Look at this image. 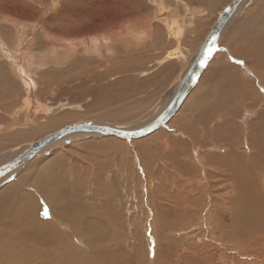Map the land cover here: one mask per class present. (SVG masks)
Returning a JSON list of instances; mask_svg holds the SVG:
<instances>
[{
    "label": "rangeland",
    "instance_id": "obj_1",
    "mask_svg": "<svg viewBox=\"0 0 264 264\" xmlns=\"http://www.w3.org/2000/svg\"><path fill=\"white\" fill-rule=\"evenodd\" d=\"M229 1L0 0V163L65 124L152 119ZM256 8L235 13L163 127L71 136L2 180L0 264H264Z\"/></svg>",
    "mask_w": 264,
    "mask_h": 264
},
{
    "label": "water",
    "instance_id": "obj_2",
    "mask_svg": "<svg viewBox=\"0 0 264 264\" xmlns=\"http://www.w3.org/2000/svg\"><path fill=\"white\" fill-rule=\"evenodd\" d=\"M248 0H230L217 14L211 27L203 37L191 58V64L178 81L175 93L171 96L165 107L151 120L130 128L117 127L102 122H76L66 125L58 130L46 134L33 142L27 143L13 152L7 161L0 164V181L10 173L20 170L40 151L51 144H55L64 137L74 133H85L87 136L113 135L128 140L148 136L150 133L165 125L175 115L184 98L197 83L200 75L211 59L219 40L226 30L227 23L232 20L237 9L242 7ZM190 63V62H189ZM187 68V67H186ZM12 175V174H11ZM14 175V174H13Z\"/></svg>",
    "mask_w": 264,
    "mask_h": 264
},
{
    "label": "bare ground",
    "instance_id": "obj_3",
    "mask_svg": "<svg viewBox=\"0 0 264 264\" xmlns=\"http://www.w3.org/2000/svg\"><path fill=\"white\" fill-rule=\"evenodd\" d=\"M238 10H239V9H237V11H238ZM230 22H231V20H230ZM227 24H228V23H227ZM226 26H227V25H226ZM191 61H192V60H191ZM190 64H191V62H190ZM188 67H189V65H188ZM188 67H187V69H188ZM187 69H186V70H187ZM186 70H185V72H186ZM185 72H184V73H185ZM179 81H180V80H179ZM177 84H178V83H177ZM176 87H177V86H176ZM175 89H176V88H175ZM174 93H175V90H174V92L169 96V98L167 99V101H166V103H165L164 105L167 104V102L169 101V99L171 98V96H172ZM184 100H185V98H184ZM184 100H183V101H184ZM182 103H183V102H182ZM164 107H165V106H164ZM164 107H162V109H163ZM162 109H161V110H162ZM161 110H160L157 114H159V113L161 112ZM157 114H156V115H157ZM156 115H155V116H156ZM155 116H153V117H155ZM149 120H151V119H149ZM149 120H148V121H149ZM146 122H147V121H146ZM102 123H103V122H102ZM141 124H142V123H141ZM66 125H67V124H65V125H63V126H61V127H59V129L62 128V127H64V126H66ZM69 125H70V124H69ZM115 126H117V125H115ZM163 126H164V125H163ZM163 126H162V127H163ZM117 127H121V126H117ZM126 128H130V127H126ZM56 130H58V129H56ZM53 131H55V130H53ZM53 131H51V132H53ZM51 132H48L47 134H49V133H51ZM152 133H153V132H152ZM83 134H85V133H74V134H70V135L64 137L63 139H61V140L58 141V142H62V141H64V140H68V138H71V136H72V137H78V136L80 137V135L84 136ZM150 134H151V133H150ZM45 135H46V134H45ZM45 135H44V136H45ZM86 136H87V135H86ZM107 136H110V137H117V136H113V135H106V136H102V137H107ZM42 137H43V136H42ZM42 137H40V138H42ZM79 137H78V138H79ZM117 138H118V139H121V140H126V139H127V138L122 139V138H119V137H117ZM38 139H39V138H38ZM138 139H139V138H138ZM36 140H37V139H36ZM130 140H131V139H130ZM33 141H35V140H33ZM33 141H31V142H33ZM55 144H56V143H55ZM53 145H54V144H51V145L47 146L46 148H44V150H47L48 148H50V147L53 146ZM44 150H43V151H44ZM40 152H41V151H40ZM40 152H39V153H40ZM34 157H35V156H34ZM7 159H8V158H6L5 160H2L1 163L3 164L5 161H7ZM31 160H32V159H31ZM1 163H0V164H1ZM16 171H17V170H16ZM16 171L10 173L9 175L15 173ZM122 171H123V170H122ZM9 175L6 176L5 178H8ZM5 178H3L2 180H4ZM2 180H1V181H2ZM1 181H0V182H1ZM153 190H154V189H153ZM154 197H155V196H154ZM155 201H156V200H154V198H153V200H151L152 204H154V205H153V208H156V207H155ZM157 201H158V200H157ZM157 203H158V202H156V205H157ZM237 206H238V205H237ZM244 208H245V206H244ZM255 208H257V206L254 205L253 203H250L249 206H248L247 208H245V209H241V212H242V213H243V212H246V214H247L248 216H252V215H254V213L256 212V211H255ZM160 209H161V208H160ZM162 210H163V209H162ZM154 212H155V211H154ZM167 213H168V212H167ZM172 213H173V212H172ZM158 214H159V213H157V215H158ZM183 214H184V215H189V213H187V212H184ZM240 214H241V213H240ZM166 215H167V214H166ZM170 216H171V215H170ZM166 217H167V216H166ZM168 217H169V216H168ZM168 217H167V218H168ZM168 221H169V218H168ZM168 221H167V222H168ZM168 223H169V222H168ZM247 223H248V222H247ZM174 224H175V223H174ZM238 225H239V224H238ZM243 225H244V224H243ZM160 226H161V225H160ZM243 227H244V226H243ZM245 227H246V226H245ZM245 227L243 228L244 230L246 229ZM239 229H240V228H239ZM248 229H249V228H248ZM92 230H93V229H92ZM256 231H257V230H256ZM219 233H220V232H219ZM209 235H210V234H209ZM250 240H251V239H250ZM114 241H115V240H114ZM254 242H255V241H254ZM256 242H257V241H256ZM103 246H104V245H103ZM106 249H107V248H106ZM205 254H207V253H205ZM99 256H101V255H99ZM204 260H205V263L211 264V263H210V262H211V256H210V255L207 256L206 259L204 258ZM227 261H228V260H227ZM28 263H29V261H28V262H25V264H28ZM29 264H30V263H29ZM236 264H237V263H236Z\"/></svg>",
    "mask_w": 264,
    "mask_h": 264
},
{
    "label": "crops",
    "instance_id": "obj_4",
    "mask_svg": "<svg viewBox=\"0 0 264 264\" xmlns=\"http://www.w3.org/2000/svg\"><path fill=\"white\" fill-rule=\"evenodd\" d=\"M262 8H256L253 12H251L250 15L254 14L255 12H259ZM250 15L248 16H243L245 18L249 17ZM250 20H252L253 22V29H255L256 27V31L253 33V39L250 40V42H263L264 43V13L260 12L258 15H252ZM238 25L239 27L241 25H244L246 26V28L248 29V25L249 23L247 21H243V20H239L238 21ZM247 29H246V32L245 33H249V35L251 34L250 31L247 32ZM239 33H242L243 31H238ZM256 35V36H255ZM241 37H239L238 39H240ZM251 49V48H250ZM247 50V53H252L251 51ZM258 52H264V47L262 48V50H256L254 51L253 53H258ZM248 54H245V56H247ZM262 65H264L262 63ZM261 65V66H262Z\"/></svg>",
    "mask_w": 264,
    "mask_h": 264
}]
</instances>
